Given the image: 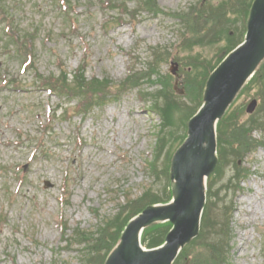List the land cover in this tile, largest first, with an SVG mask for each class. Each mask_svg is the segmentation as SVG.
<instances>
[{"label": "rangeland", "instance_id": "374dc122", "mask_svg": "<svg viewBox=\"0 0 264 264\" xmlns=\"http://www.w3.org/2000/svg\"><path fill=\"white\" fill-rule=\"evenodd\" d=\"M106 1L67 0L71 14L66 17L56 1L0 0V264H83L79 244L74 242L76 230L95 232L127 201L140 200L148 189L160 199L167 197L166 169L187 131L186 122L199 107L195 97L207 75L203 62L214 64L221 49L237 42L243 28L240 14L248 11L252 0H237L233 9L229 0H156L163 12L181 15L194 9L195 21L201 11L206 23L199 29L204 34H189L178 20L145 12L134 13V20L124 16V23L118 24L114 20L122 15L120 9L106 6ZM134 5L128 3L127 12ZM209 10L224 16L207 25ZM69 18L74 19L71 28ZM7 24L11 35L4 29ZM188 35L191 41H182ZM17 39L35 41L36 71L44 77L58 74L59 62L70 74L85 62L87 80L108 81L115 87L131 72L148 74L153 56L165 61L156 72L163 78L173 60L179 64L177 73L186 76L190 96L180 95L184 84L179 82L177 90L171 87L167 100L158 103L175 127L162 131L165 139L159 153H153L160 123L150 110L160 87L154 85L155 77L153 82L135 81L140 82L138 88L119 93L110 89L109 94H114L86 117L70 111L62 114L75 101L60 99V104L38 86L34 73L22 74L16 49L6 45ZM1 80L9 84L3 86ZM174 80L169 84L173 86ZM252 95L240 98L231 110L235 115L229 114L245 129L251 126L245 110ZM260 115L253 118L254 125ZM240 131L234 135L241 136L244 144L247 137ZM252 139H259L263 147L250 154H239L237 146L232 150L221 143L226 162L213 173L208 192L214 216L206 213L201 236L175 264H264V133L254 130ZM40 142L43 155L37 151ZM225 219L230 222L228 231L214 234V222L219 227ZM164 233L154 229L148 241L161 243ZM227 234H231L229 242ZM110 244L107 241L105 247Z\"/></svg>", "mask_w": 264, "mask_h": 264}, {"label": "water", "instance_id": "95a60500", "mask_svg": "<svg viewBox=\"0 0 264 264\" xmlns=\"http://www.w3.org/2000/svg\"><path fill=\"white\" fill-rule=\"evenodd\" d=\"M264 59V0H256L248 22L245 44L213 74L206 91V104L200 115L191 121L189 140L176 154L171 178L174 203L160 208H149L127 227L122 243L110 256L107 264H171L179 248L198 233L204 203L203 178L215 165L213 126L221 118L232 99ZM203 122V123H202ZM197 130V127H200ZM196 138L199 139L196 144ZM206 143V149L202 148ZM184 155V157H183ZM174 225L167 245L158 251L144 253L139 246L142 229L160 221Z\"/></svg>", "mask_w": 264, "mask_h": 264}, {"label": "trees", "instance_id": "16d2710c", "mask_svg": "<svg viewBox=\"0 0 264 264\" xmlns=\"http://www.w3.org/2000/svg\"><path fill=\"white\" fill-rule=\"evenodd\" d=\"M202 14V13H201ZM201 14H198L197 21L193 20L191 16L188 14L187 17L184 18L183 22L188 30H191L192 33H200L201 32L200 26H204L206 23V19L203 20L200 18ZM205 14V13H204ZM208 15L210 16V21L207 22V25H210L211 23L215 22L216 19L220 16H224V13L221 14L219 12L213 13L212 10L208 11ZM192 24V25H191ZM206 25V26H207ZM167 83V79H165ZM75 84L77 85L76 88L78 90V94L82 95L83 90L86 88L85 80L83 79V76L80 75L74 80ZM63 84H66V80L64 79ZM90 87H100L99 83L91 84ZM167 99V96H165ZM162 117L164 120V128L166 125H168L166 121V111L162 110ZM231 119H234L230 116L226 121L222 123V133H221V143L226 142L229 144L230 148L232 150H235V146H237L238 152L243 153L245 152H251L256 147L260 146V143H256L254 140H251L250 136L252 134V128L245 129L244 125H239L238 120L235 122ZM248 124L253 125L254 119L253 117L250 118L248 121ZM259 126L264 129V123H260ZM242 130V132L240 131ZM236 131H240L241 133L245 134L247 139L245 138V143H242V137L234 135ZM221 155L224 156V150H221ZM242 157V156H241ZM151 193V194H149ZM164 194H166L164 192ZM163 194V195H164ZM164 199H160L157 195V192H153L149 190L147 193L144 194L143 198L137 201H128L127 206L123 207L119 213L112 218L106 220L102 227L98 228L95 232L92 231H81L77 232L75 234V237L79 239L78 243L80 246H83V262L84 264H104V260L107 257V255L110 253V251L114 248V246L117 244L120 234L129 221V219L139 212H141L144 208L148 206H152L158 203H164ZM159 226L161 228H154V229H161L165 233L167 232L168 225ZM152 229V228H151ZM151 229H148L145 231L144 235V243L147 244V247H154L158 243H154L151 239L148 241V238L145 239V236L152 231ZM153 229V230H154ZM164 233V234H165ZM116 234V236H115ZM114 237V238H113ZM113 238V239H112ZM110 241L111 244L107 247H105L106 242ZM147 242V243H146ZM106 249V250H105ZM105 250L104 254L101 256L100 253Z\"/></svg>", "mask_w": 264, "mask_h": 264}]
</instances>
